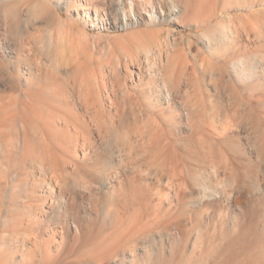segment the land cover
<instances>
[{
	"label": "rangeland",
	"instance_id": "rangeland-1",
	"mask_svg": "<svg viewBox=\"0 0 264 264\" xmlns=\"http://www.w3.org/2000/svg\"><path fill=\"white\" fill-rule=\"evenodd\" d=\"M43 1L23 4L24 17L29 7L31 16L35 17L31 7L38 10L43 2L61 20L59 24L48 23L38 31L30 26L31 33L18 39V45L1 33L0 26L4 61L10 62L18 56L19 71L12 88L3 84L6 81L0 86V145L3 147L17 133L16 129L23 137L22 120L31 126L26 133L31 145L25 155L18 149V154L11 157L0 147V264L88 261L82 250L93 239L100 241V237L104 242L119 245L113 255L92 264H199L200 261L213 264L215 260L224 264L231 261L256 264L264 259L261 244L264 243V0H160L165 7L175 4L179 8L177 20L163 25L114 27L110 17L104 30L90 23L85 27L71 10L77 0H69L68 6H65L67 0ZM123 1L79 0V3L103 5L118 19ZM148 1L133 0L136 7ZM63 25L72 33H81L82 29L83 41L93 53V58L84 65L99 66L111 99H86L84 87L88 80L84 76L87 74L73 69V62L67 65L73 70L69 77L55 79L44 74L50 72L49 57L53 59L52 39L62 27L65 29ZM174 29L182 52L191 63L188 72L180 76L179 96L164 100L156 88L160 83V73H156L162 69L160 57L149 32L158 30L153 33L157 34L161 48ZM27 59L33 64L29 66ZM140 62H143V74L136 76ZM250 63L255 66L253 74L241 76L240 71L248 70ZM78 75L80 79L84 75V81ZM90 83V88L95 90L97 84L92 79ZM57 87L61 93L49 94ZM41 89L44 93L39 96ZM25 91L35 95H25ZM193 99L200 102L197 105L195 100L197 106L203 103L202 109L199 108L205 114L200 124L212 118L214 127H221V123L229 120V127L221 134L225 144L219 141L223 140L220 136L210 138L212 143L206 139L207 144L197 136L190 140L191 147L202 145L209 151L206 153L209 159L202 156L203 163L196 162V156L190 158L186 150L194 128L188 113ZM36 105L45 106L49 112L66 114L67 130L63 124L56 126L57 134L53 135L49 121L43 124L35 118ZM8 108L15 110V116L2 121L1 116L7 115ZM123 119L128 120L123 122ZM105 132V138H101L99 133ZM109 136V144L112 142L115 147L108 146ZM41 140L54 156L52 172L47 169V163L44 168L37 163V149L43 146ZM157 141L166 144L174 158L176 152L186 166L199 170L195 169L193 178L208 177L214 186L218 184L215 191L220 194L192 203L189 200L196 187L189 177L185 178L189 188L175 186L182 180L180 176L170 186L156 181L153 176L156 169L149 159L160 151L155 146ZM217 147L218 156L214 153ZM111 149L115 169L107 175L110 183L101 184L99 176L103 167H98V159ZM220 157L228 163L216 166ZM172 164L177 166L175 161ZM225 164L237 169L235 178H228ZM84 169L93 173L91 179L83 176ZM49 178L52 182L56 180V184L52 183L53 196L58 193L51 204L43 198L52 193L43 180ZM59 193L62 198L58 200ZM67 213H70L68 218ZM121 229L127 234L123 242L119 236L123 233Z\"/></svg>",
	"mask_w": 264,
	"mask_h": 264
},
{
	"label": "bare ground",
	"instance_id": "bare-ground-1",
	"mask_svg": "<svg viewBox=\"0 0 264 264\" xmlns=\"http://www.w3.org/2000/svg\"><path fill=\"white\" fill-rule=\"evenodd\" d=\"M35 1H37V0H25L24 2L22 0L21 1L20 0H0V26L3 29V30H1L2 31L1 33H3L4 35H8L9 38L12 39L17 45H18V39H22L24 34H30L31 33V32H29L30 31V29H29L30 26H33V28L38 31V30H41L48 23H56V24L58 23L59 24L61 22V20L58 19V17L56 15H54L52 12L49 11L48 8L45 7L46 5L43 3L44 2L43 0H41L43 2L39 3L40 5L38 4L39 5L38 10L36 8L38 6L34 5V6H36L35 8H36L37 11L35 9L33 10V8H32L33 6L31 7L32 11L35 13L34 14L35 17L33 16L34 18L31 16V13H30L31 11L29 12L30 7H29V9L26 8L28 11L26 10L27 13L25 14V17H24V14L22 13V10H21V6L23 4L29 6L30 3H31V5H33V2L35 3ZM38 2H40V1H38ZM142 3L143 4L141 6L136 7L135 6V2H133V0H124L123 1V11L121 13L122 15L119 16L118 19L114 18L115 16H113L111 14V12L108 10L110 12V14L113 16L112 17L106 11V9L104 7H102L103 5H100V6H97L96 4L95 5H87V4H84L82 2L79 3V0H77V3L75 2L74 6L72 7L71 10L73 11V13H75L77 18L81 19V22L85 25V27H87V25L90 23L92 26H94L96 29H99V30H104V29L107 28L106 25L109 23L110 17L113 19L114 27H124V26H127V25H135V24H137V25H139V24L163 25L164 23H169L167 21L174 22L178 18L179 8L175 4L174 5H170L169 7H165L160 2V0H154V1L150 0L148 2H142ZM36 4H37V2H36ZM69 4H70V1L67 0L65 2V6L66 5L68 6ZM132 17H134V18H132ZM168 17L170 18L169 20H167ZM116 19H117V21H116ZM35 20H37L38 22L35 23L34 22ZM61 26H62V24H61ZM61 26H60V28H61ZM173 28H175V27L173 26ZM62 30H61L62 32L59 30V32H58L59 34L57 33L56 37L52 39L53 40L52 41V47L54 49V50L52 49L54 51L53 52V56H52L53 59L51 60V58L49 57V59H50L49 60L50 61V72L46 71V72H44V74L47 75V76H49L51 74V77L54 76L55 79H56V77H61V78L62 77H69V74H71V72L73 70L71 69V71H70V68L67 67V65L70 62L71 63L73 62L72 63L73 65L70 64V65H72L74 67L73 69H75V67H76L77 69L83 70L84 74H87L85 76L82 75L81 79H80V75H78V77H79L81 82L84 81V77H86V79L88 80V84L84 87V90H85L84 93L86 95V99H99V101H100V99H111L108 96V93H107L108 90H107V87L105 85V81H106L105 80V76H104V74L101 73V69H98L99 66H97L95 68H93V67L92 68L91 67L87 68V66L84 65L85 62L90 61L93 58V56H92L93 53L89 52L88 45L85 44L84 41H83V37L81 35L82 29H80L81 33H72L71 30L67 29L66 27H65V29L62 27ZM141 31H144V30H141ZM146 32H149V31H146ZM153 32H158V30H155V31H152V32H149V33H150V37H151V42L155 46H157L156 47V50H157L156 52H158V58L160 57L159 64L162 65V66L160 65V67L162 69L160 71L157 70V73H156V74L160 73V81H159L160 83L157 84L156 88L159 91V96L164 98V100L165 99H171V96H179V94L181 93V83L179 81L180 80V76H181L182 72H188L187 71L188 70L187 66L191 62L189 63V61L186 58V55L184 54V52H182L183 49L180 47V41L178 40V34H177L175 29H174V31L172 30L171 33L165 31L166 33H169L168 35H170V37H169V39L165 40V43L163 41V45H162L161 48H160V46H158V44H159L158 36H157L156 33H153ZM48 43H50V41H48ZM49 45H51V44H49ZM4 60H5V58L3 56V47L0 46V86H1V84L4 81H6L3 84H8V86L12 88L17 83L16 80H18V74H19V71H18V56L15 59H13V60H9L10 62H5L6 60L5 61ZM108 63H110V61ZM27 64L30 66L31 64H33V62H31L29 59H27ZM87 64H88V62H87ZM111 64H115V62L111 61ZM101 67H102V64H101ZM8 68H10L11 70H8ZM193 68L194 67H193V64H192V66H191L192 71H193ZM254 68H255L254 63H253V65H252V63H250V66H249L248 70L242 69L240 71V75L242 74L241 76L246 75L248 77L251 74H253V69ZM77 69H75V70H77ZM137 69H138V71H136L135 75L136 76H141L143 74L142 73L143 62H140V63L137 64ZM77 71H79V70H77ZM75 74L77 75L78 72L75 73ZM73 75H74V73H73ZM55 79H54V82H55ZM91 79L93 80V82L95 84H97V87H96L95 90H92L90 88V85H91L90 80ZM60 85H62V84L60 83ZM59 88L60 87H57L55 90H53L49 94L57 95V94L61 93V90ZM124 91L128 92L127 87H124ZM43 93H44L43 89L38 90V95L39 96H41ZM196 93H197V91L195 92V94ZM28 94L35 95L34 92L25 91V95H28ZM198 94H199V92H198ZM200 96L201 95H199V97ZM122 97H125L124 94H123ZM197 97L198 96H196V99H198ZM38 99H40V98H38ZM196 99H193V102H191V104L188 105V113L191 116V119L193 121L192 125L194 126V128L192 130V133L189 135L188 140L189 141L193 140V137L197 136L200 140H204L205 143H206L207 142L206 139L210 140V142H211V139L214 136H216V138H217V136L222 137L221 134H223V132L226 130L225 127H229V120L227 122L228 124L227 123H225V124L221 123L220 124L221 127H218V126L214 127V124L212 123L214 119H212V118L209 119L208 118L209 119L208 120L207 116H206V119H207L208 122L206 121L204 124H200L201 121L203 120L202 119L203 117L201 118V116H204L205 113L203 114V111L201 110L202 109L201 107H202L203 103L201 102L202 105L201 106H197L198 103H200V102L198 100H196ZM200 99H201V97H200ZM195 100L198 101L197 105H196ZM244 107H245V105H244ZM47 110L48 109L45 106L36 105L35 109H34L35 118L37 120H41L43 122V124L46 121H49L50 122L49 126L52 127L51 129H52V134L53 135L57 134L56 126H60V125L63 124L64 129L67 130V126L69 124V119H68L67 115L66 114L65 115L64 114L63 115H59V114H56V113H53V112H49L50 110H48V112H46ZM200 113H202L203 115L200 114ZM212 115H213V113H212ZM14 116H15V110L11 109V108H8L7 109V115L3 114L1 116V118H2V121H6V120L9 121ZM126 117H128V116H126ZM58 120H60V121H58ZM127 120L128 119H123V122H125ZM211 120H212V122H211ZM60 122H62V123H60ZM21 124L22 125H20V131H21V133H23L22 134L23 137L18 135V129H16L15 131H17V133H15V135L11 139H9L7 142H5L3 144V147L0 145V147L3 148L4 153H6L5 155H8V156L9 155L10 156L11 155H15L16 156L18 154V149L21 150L22 152L21 151L20 152L23 153L24 155L27 153V150L29 149V147L31 145V142L29 141L26 133H27V130L29 128H31V126L29 124H27L24 120L21 121ZM205 124H207V126ZM218 125H219V123H218ZM245 125H247V124H245ZM113 126H114V124H113ZM110 132H112V131H110ZM99 135H101V138H105L106 132H105L104 135H102L101 133H99ZM197 137H196V139H198ZM220 137H218V139H220ZM109 139H110V136L106 137V140H107L108 144H109ZM196 139L194 140V142L196 141ZM222 139L224 140L225 138L222 137ZM251 139H252V137H251ZM84 140H87V139L84 138ZM200 140L198 142L199 144H200ZM223 140H219V141L222 144L223 143L225 144V140L224 141ZM40 142L42 143L41 145H43V146L42 147H38L39 145L37 144L38 145L37 146L38 147V149H37L38 150L37 151L38 155L36 156V159L38 161L37 163H39L42 166V168H44V164L46 165V163H47L48 164L47 169H49L52 172V168H53L52 162H54V160H55V159H53L54 156H53L52 153H50V152L48 153V151L50 149L48 150L46 142L44 140H41ZM88 142H89V139H88ZM156 143H157V145H155V146H159L160 151L159 152L158 151L155 152L154 154H152V156L150 155L151 157L149 159L151 164L155 167L154 169H156V171L153 174L154 179L156 181H160V182L163 181L165 184H168L170 186V185H174V179L177 178V176H180V177H182V180L179 181V182H176L175 186L178 189H180V188H189L188 183L186 182V179H185L186 177H189L192 185L194 187H196V190L192 191L193 196H191L190 200H189L192 203L193 202L199 203L200 202L199 200H201L203 198L214 197V196L220 194L219 192L215 191V188H216V186L218 184H216L214 186L211 183L212 180H210L208 177H206V178L194 177L193 178L192 174L195 172L196 168L191 169L190 167L186 166V164L183 162L182 156H180L176 152H175L176 157L174 158V154H171V150L168 147H166L167 146L166 144L161 143L160 141H157ZM196 143H197V141H196ZM214 143L215 142H213V144ZM202 144H204V143L202 142ZM260 144H262V143H260ZM191 145H192V143L190 141V147H188V148L185 147V149L187 148L186 149L187 153L190 154L189 155L190 158H194L196 156L195 160L198 163L202 162V156L207 157V159H209L208 158L209 156L208 155L206 156V153H208L209 151L206 152V150H204V146H202V145L198 146L197 144H195L198 147H191ZM217 145H218V143H217ZM108 146H111V147L114 146L115 147L114 143H112V142ZM185 146H187V144ZM34 148H35V146H34ZM218 148L219 147H217L215 149L216 152H214V153H216V155L218 154L217 153L218 152ZM237 149L238 148H235V151H237ZM112 150L113 149L109 150L104 155H100L99 159H98V167H101V166L103 167V170L101 171L100 176H99V179L101 180V184L110 183V180H108V179H110V177H107V175H109L108 174L109 171H113L115 169V165L113 163L115 159L113 158L114 154H112V153H114V150L113 151ZM232 150H234V149H232ZM52 152H54V151H52ZM33 153L34 152H32V154ZM200 153H201V155H200ZM212 157L215 158V156H211V158ZM34 159H35V157H34ZM226 160L227 159H224V157H220L218 159V161L215 162L216 166L219 165L222 162L228 163L227 162L228 160L227 161ZM174 161L176 162L177 166H173L172 163H174ZM210 161H214V159H211ZM35 162H36V160H35ZM99 165H101V166H99ZM214 168H215V166H214ZM185 169H186L185 172L187 174L184 173ZM41 170H43V169H41ZM196 170H198V169H196ZM235 171H237V169L234 170L233 166H231L230 164H227V165L225 164V172H228V178L234 177ZM53 172L55 173V171H53ZM45 173H47V172L45 171ZM51 174H53V173H51ZM92 174L93 173L90 170L84 169L83 176H85L86 178L87 177L90 178V176ZM237 174H238V172H237ZM163 176H165V177H163ZM254 176H255L256 179H258L256 177V173L254 174ZM236 179H238V178H236ZM43 180L46 182V185H45L46 189L49 190L48 188H50L49 191L52 192V193L48 194V196L45 195L43 198H44V200H47V202L51 204L52 200H53L52 198L54 197L53 196L54 195V189H52V183H53V185L56 184V180H54V182H52L51 178L46 179V180L43 179ZM237 181L238 180H236L235 182H237ZM238 183L239 182H237L236 184H238ZM253 183H252V185H253ZM238 185H240V184H238ZM232 186H234V188H236L235 185H232ZM256 186L259 187V182L257 183ZM247 187L248 186H246L245 188H247ZM258 187H256V188L259 189ZM234 188H232V189L234 190ZM239 188H241V187H239ZM230 191L232 192V190H230ZM240 191H241V189H240ZM250 191L253 192L251 190V188H250ZM231 192H230V194L232 195ZM56 195H58V193ZM56 195H55V197H56ZM55 197H54V199H55ZM249 197H250V195H249ZM58 198L59 199L62 198L61 193H59V197H57V199ZM55 203H58V201L55 202ZM69 215H70V213H67V214H65V217L68 218ZM104 221H105V218L103 219V222ZM36 222H37V220H36ZM117 226H119V225H117ZM117 226L113 227V228H117ZM137 227H139V226H137ZM118 229H116V230H118ZM132 230H133V228H132ZM142 230H143V228H142ZM121 231L123 233L119 234V236H120V239L122 240L121 242H123V241H125L124 239L126 238L127 234H125L124 229H121ZM113 239H115V238H113ZM118 241H120V240H118ZM121 242H119V243H121ZM261 244L264 245L263 241L261 242ZM118 245L110 243L107 240L104 242V240L101 237H100V241L97 238H95V239H93V241L86 248H84L82 250L83 257L87 256L88 257V261H76L75 264H92L91 262H94V263L99 262L100 263V262H102L103 259H106L110 255H113V253H115L117 251ZM263 247H260L259 249H261ZM259 249H257V250L259 251ZM258 251H257V253H258ZM262 251H263V249H262ZM228 259H229V257H228ZM236 262H232L231 261L230 264H236ZM199 264H207V263L205 261L204 262L200 261ZM213 264H224V263H221V262L215 260L213 262ZM237 264H240V263L237 262ZM243 264H249V263H243ZM256 264H264V259L259 260V262L256 263Z\"/></svg>",
	"mask_w": 264,
	"mask_h": 264
}]
</instances>
